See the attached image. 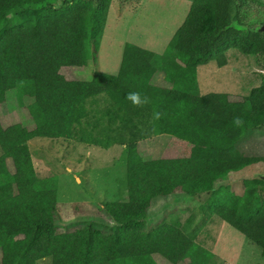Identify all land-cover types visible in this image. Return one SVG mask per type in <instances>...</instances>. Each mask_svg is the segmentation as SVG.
<instances>
[{
	"label": "trees",
	"instance_id": "1",
	"mask_svg": "<svg viewBox=\"0 0 264 264\" xmlns=\"http://www.w3.org/2000/svg\"><path fill=\"white\" fill-rule=\"evenodd\" d=\"M112 1L0 0V264H156L155 256L210 264L211 251L174 223L145 227L153 203L177 194L204 195L200 212L264 257V175L243 179L241 195L224 184L264 164L238 147L264 127V84L233 98L201 96L196 82L197 67L224 66L230 49L264 58V32L248 29L264 24L250 11L255 0H192L162 53L125 43L117 74L76 79L88 75ZM255 4L264 14V2ZM157 74L165 85L153 83ZM130 93L142 102L133 104ZM7 111L18 119L28 112L31 124L10 123ZM157 137L164 145L149 157L139 147ZM34 138L127 148L126 196L104 206L112 227L56 231L57 179L38 178L27 145Z\"/></svg>",
	"mask_w": 264,
	"mask_h": 264
},
{
	"label": "rangeland",
	"instance_id": "2",
	"mask_svg": "<svg viewBox=\"0 0 264 264\" xmlns=\"http://www.w3.org/2000/svg\"><path fill=\"white\" fill-rule=\"evenodd\" d=\"M258 1L264 2L255 0V3ZM191 2L113 0L104 34L84 71L88 75L73 77L86 79L95 71L117 74L125 43L136 44L156 53L164 51L172 34L184 21ZM248 3L251 5L250 11L256 9L258 16H264L263 10H259L255 3ZM232 26L241 28L238 23L232 22ZM248 29L264 32V24L256 21L250 23ZM226 58L227 63L222 67L213 61L197 67L199 95L214 93L243 97L252 88L264 84V58L243 55L234 49L227 51ZM73 70L78 69H68V72L72 73ZM153 83L165 85L163 75L157 74ZM11 102L14 106L15 103ZM10 106L6 109L10 110ZM8 113L10 123L31 124L28 112L19 116L20 119L16 118L15 113ZM162 139L148 140L139 148L147 156L156 157ZM27 145L38 178L57 179L56 231H74L87 223L107 231L114 225L104 206L121 201L126 196L127 148L118 145L101 148L48 138H34ZM238 147L247 156L264 157V127L247 132L238 142ZM257 175H264V164L240 170L226 179L224 184L235 194L241 195L244 187L241 179ZM204 199V195L192 198L181 194L159 199L153 203L145 227L150 230L165 223H174L196 243L211 251L213 257L210 264H264L258 246L211 213L200 212ZM155 261L156 264H170L160 256H155ZM36 264H51V259L44 258Z\"/></svg>",
	"mask_w": 264,
	"mask_h": 264
},
{
	"label": "clouds",
	"instance_id": "3",
	"mask_svg": "<svg viewBox=\"0 0 264 264\" xmlns=\"http://www.w3.org/2000/svg\"><path fill=\"white\" fill-rule=\"evenodd\" d=\"M128 98L133 102V104H140L142 102L138 93H130Z\"/></svg>",
	"mask_w": 264,
	"mask_h": 264
},
{
	"label": "crops",
	"instance_id": "4",
	"mask_svg": "<svg viewBox=\"0 0 264 264\" xmlns=\"http://www.w3.org/2000/svg\"><path fill=\"white\" fill-rule=\"evenodd\" d=\"M160 53H162V52H160ZM162 143H160V148L159 147H157V149H159V153H160V151H161V148H162V146L164 145V139H162ZM156 150V149H155ZM159 153H157V154H159ZM230 178V177H229ZM228 179V178H227ZM243 179H245V178H242L241 180L243 181Z\"/></svg>",
	"mask_w": 264,
	"mask_h": 264
},
{
	"label": "water",
	"instance_id": "5",
	"mask_svg": "<svg viewBox=\"0 0 264 264\" xmlns=\"http://www.w3.org/2000/svg\"><path fill=\"white\" fill-rule=\"evenodd\" d=\"M264 179V177H262Z\"/></svg>",
	"mask_w": 264,
	"mask_h": 264
}]
</instances>
